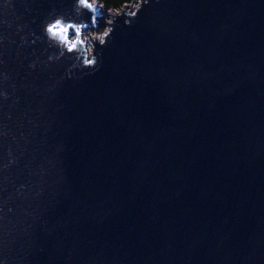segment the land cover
Masks as SVG:
<instances>
[{
    "label": "water",
    "instance_id": "95a60500",
    "mask_svg": "<svg viewBox=\"0 0 264 264\" xmlns=\"http://www.w3.org/2000/svg\"><path fill=\"white\" fill-rule=\"evenodd\" d=\"M137 2L0 0V264H264V0Z\"/></svg>",
    "mask_w": 264,
    "mask_h": 264
},
{
    "label": "snow or ice",
    "instance_id": "6c2138e0",
    "mask_svg": "<svg viewBox=\"0 0 264 264\" xmlns=\"http://www.w3.org/2000/svg\"><path fill=\"white\" fill-rule=\"evenodd\" d=\"M74 4H77L82 8V9H86L89 10L90 13H96L97 12V6L95 3L92 2V0H73ZM78 11L80 9H77ZM91 21L92 23L96 22V17L95 15L91 16ZM85 27L84 25H78L76 23H62L61 20H56L54 24H49L48 25V32L57 34L61 37V39L63 40H67V33H69L70 31H75V33L77 35H79V33L81 32V29ZM105 35H108L107 33H105ZM77 42L73 43L72 42H68V49L71 51L73 49L76 48ZM87 64L92 65L94 63L93 60L89 59L86 61Z\"/></svg>",
    "mask_w": 264,
    "mask_h": 264
},
{
    "label": "rangeland",
    "instance_id": "374dc122",
    "mask_svg": "<svg viewBox=\"0 0 264 264\" xmlns=\"http://www.w3.org/2000/svg\"><path fill=\"white\" fill-rule=\"evenodd\" d=\"M98 1V0H96ZM92 2L94 3L95 0H92ZM138 2L137 0L133 1L131 4L132 6L136 5ZM98 4L101 6V10H100V15H97V20H96V24L93 28H86L85 29V32L87 33H90V35L94 36L96 35V37L100 38L101 36L104 35L105 31L108 29V26L109 24L106 22L107 20L110 21L111 20V14L109 13V11H112V12H121V8L119 9H107L103 4H101L99 1H98ZM101 25H103V28H101ZM84 32V30L82 31ZM83 36V34H82ZM90 44L88 43V46H92L93 44V41L92 39H88Z\"/></svg>",
    "mask_w": 264,
    "mask_h": 264
},
{
    "label": "trees",
    "instance_id": "16d2710c",
    "mask_svg": "<svg viewBox=\"0 0 264 264\" xmlns=\"http://www.w3.org/2000/svg\"><path fill=\"white\" fill-rule=\"evenodd\" d=\"M101 4H103L107 9H119L121 8L125 3H130L135 0H98ZM103 28V25H101V28Z\"/></svg>",
    "mask_w": 264,
    "mask_h": 264
},
{
    "label": "bare ground",
    "instance_id": "6f19581e",
    "mask_svg": "<svg viewBox=\"0 0 264 264\" xmlns=\"http://www.w3.org/2000/svg\"><path fill=\"white\" fill-rule=\"evenodd\" d=\"M99 9H101V8H99ZM82 34H83L84 40L86 39V42L89 43V44H90V42H89L88 39H92V38H93V40H95V37L92 36V38H91L90 33L85 32V29H84V32H82ZM101 37H102V36H101ZM101 37H100V38H101ZM98 38H99V37H98ZM98 38H97V39H98Z\"/></svg>",
    "mask_w": 264,
    "mask_h": 264
},
{
    "label": "clouds",
    "instance_id": "9594fccd",
    "mask_svg": "<svg viewBox=\"0 0 264 264\" xmlns=\"http://www.w3.org/2000/svg\"><path fill=\"white\" fill-rule=\"evenodd\" d=\"M73 43H75V41H73Z\"/></svg>",
    "mask_w": 264,
    "mask_h": 264
}]
</instances>
